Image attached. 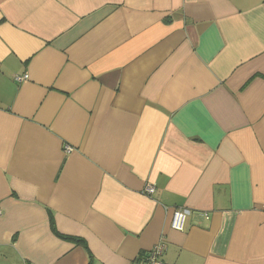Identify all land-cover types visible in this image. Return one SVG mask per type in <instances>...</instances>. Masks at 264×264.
Returning <instances> with one entry per match:
<instances>
[{"label":"crops","instance_id":"crops-1","mask_svg":"<svg viewBox=\"0 0 264 264\" xmlns=\"http://www.w3.org/2000/svg\"><path fill=\"white\" fill-rule=\"evenodd\" d=\"M161 239L264 264V0H0V264Z\"/></svg>","mask_w":264,"mask_h":264},{"label":"built area","instance_id":"built-area-1","mask_svg":"<svg viewBox=\"0 0 264 264\" xmlns=\"http://www.w3.org/2000/svg\"><path fill=\"white\" fill-rule=\"evenodd\" d=\"M28 75L16 77V80L27 79ZM68 151H71L72 148H67ZM67 151V152H68ZM144 192L146 194H153L155 192V187L153 184H149L145 187ZM190 213V210L184 207L176 208L173 212L171 219V228L176 231H184L186 227L187 216ZM167 249V244L164 239H161L158 243H156L149 252L144 256L143 264H166L163 255Z\"/></svg>","mask_w":264,"mask_h":264},{"label":"trees","instance_id":"trees-1","mask_svg":"<svg viewBox=\"0 0 264 264\" xmlns=\"http://www.w3.org/2000/svg\"><path fill=\"white\" fill-rule=\"evenodd\" d=\"M52 225L54 226V224H53V221H52ZM60 237H62V238H64V239H74V238H72L71 236H67V235H64V234H61V233H57Z\"/></svg>","mask_w":264,"mask_h":264}]
</instances>
